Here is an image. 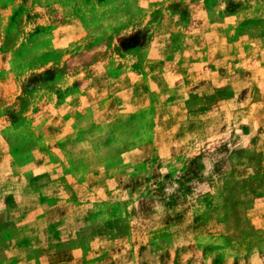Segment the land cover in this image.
Returning a JSON list of instances; mask_svg holds the SVG:
<instances>
[{"label": "rangeland", "instance_id": "374dc122", "mask_svg": "<svg viewBox=\"0 0 264 264\" xmlns=\"http://www.w3.org/2000/svg\"><path fill=\"white\" fill-rule=\"evenodd\" d=\"M0 264H264V0H0Z\"/></svg>", "mask_w": 264, "mask_h": 264}]
</instances>
